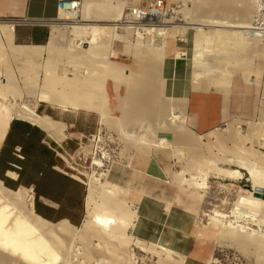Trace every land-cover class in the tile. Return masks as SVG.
Masks as SVG:
<instances>
[{"label":"bare ground","instance_id":"bare-ground-1","mask_svg":"<svg viewBox=\"0 0 264 264\" xmlns=\"http://www.w3.org/2000/svg\"><path fill=\"white\" fill-rule=\"evenodd\" d=\"M220 1L221 5H223L222 1L224 0ZM220 1H205L208 7H212L211 10L206 8L208 12L205 9L206 15L201 19L188 17L189 19L185 23L186 26H182L183 30L191 29V26L215 27L212 32L205 30L206 28L192 27L196 32L204 33L202 34L204 38L203 36L202 38L204 39V43H206V47L220 39L218 34H223V38L221 37V39L232 41L233 44H238L244 48H249V46L252 48L258 47L261 41L249 36L247 32L252 13H250L246 5L248 6L249 4V8H251L252 1L242 0L241 4L242 6L245 5L246 9L241 8L238 11L236 19L230 16L234 12L232 7H230L233 10L231 12L226 9H218ZM227 1L225 0V2ZM127 7H130L127 0H86V7L83 8V14L85 13L84 19L80 21L75 20V15L78 12L67 14L61 12L57 20L48 23L51 25V34L49 40L44 45L15 44L13 41L14 25L0 22V65H5L3 62L8 63L11 59H15L17 65L19 62H25L26 65L33 63L30 67L24 65L25 67L20 68L19 72H21L22 76L26 77L23 81L24 86L21 88L16 77L12 76L10 79L7 77L8 73L6 74L0 70V110L5 113L0 121V139L2 140L5 137L11 123L15 119L27 121L41 128L51 138L65 136V127L62 126L60 121L55 120L48 114L42 115L38 113L40 103L59 107L65 111L69 108L94 111L99 114L103 122L109 121L118 124L120 128L118 129L119 131L121 130L120 133L122 135L131 131L133 134L129 136L128 141L134 148L152 149L153 144L151 142L146 143L148 141V134L146 135V133L150 132L151 121H154L158 127H167L172 134L174 133V140L180 142V144L181 142L186 143L188 147L192 148L194 152H191L193 156L191 161L189 160V166L192 171H199L198 174L200 176L204 174L202 178H205L208 174V170L206 172V169L210 168V165L216 166L215 159L221 160L223 156L220 157L217 154L219 158L218 156L215 157L216 154L213 152L214 155L209 147L207 153L210 152L214 155V159L212 155L210 157L202 156V153H199V149L203 150L200 148L203 146L202 142H200V139L192 136L184 127L186 119L185 97L174 98L176 99V104L172 107L169 104L171 101L167 103L160 96V86L163 83H160V78L157 80L156 76L163 73L161 70L164 61L166 62L169 55L168 42L163 40L158 45L152 46V44H146V46L138 48V56L140 58H144L145 56L148 62L143 58L140 60L141 64H145L141 65L144 68L143 73L138 75L137 79L135 78L129 82L124 83V76L122 77L123 67L111 59L106 61L108 57L113 58L118 55L116 51L111 49V46L113 41H123V38H125L117 33V30L120 28L131 29L136 27L132 24L138 25V31H135V35L139 38H142L143 32L148 35H154L156 32L164 33L165 31H169V35L173 36L174 32L180 28V25L176 24L175 21L164 20L167 17L168 9L158 10L152 8L150 5L148 8H140L137 5L131 6V8L137 9L138 7V10H135V12L132 10L131 14H127ZM212 13H216L217 16H213ZM65 16H71V20H65ZM62 27L70 35V42L65 47L57 46L63 34L61 32ZM197 36L201 37V35ZM194 41L196 42L194 46V51L196 52L193 55V66L195 65V67L199 68L201 65L204 68V72L207 73H204V77L207 79L198 82V85H195L193 89H201L207 85L208 87H223L227 89L230 86L228 84L231 82L232 71L228 69L227 71L224 70L225 67L223 69V66H219L216 61L202 62L201 58H204L203 55L208 50L207 48H199L203 40L200 41L196 38ZM256 41L259 43H256ZM254 44L257 45L254 46ZM259 50L257 51L260 52ZM41 60L44 62L43 69L40 67L43 64H40ZM35 61H39V67L38 63L34 64ZM83 68L85 70H82ZM18 69L17 67L15 71H18ZM11 70L13 69L11 68ZM201 71L200 73H202ZM33 73L34 75L36 74V78H34L36 81L33 80ZM200 73L196 74L194 72L193 76L196 80L197 76L199 78ZM217 73H219L218 77L216 76ZM39 75L41 79H38ZM3 76L7 77L6 80L1 79ZM156 80L157 82H155ZM208 80L211 83L208 84ZM109 83L113 84L112 89L119 100V109H122L121 113H123V117L114 118L111 113L109 107ZM123 87L125 90L122 94ZM5 89H8L6 91L12 96L10 97L12 101H9V94ZM21 89L29 97H33V106L24 102ZM19 100H21L20 103ZM145 121H150V124L149 122L148 125L146 124V133L144 136L137 137V135L143 132L142 126H145ZM163 129L159 130L165 131ZM232 131L229 127H223L213 133L219 143L221 142L220 144L226 145V143H223L225 139L228 142L230 141L228 139L232 141L235 139L234 142H231L233 144L236 141L237 134H234ZM221 132H227L228 137L223 138ZM240 139L244 140V137ZM161 142L165 145L168 144H166L167 138ZM177 142L175 144H178ZM228 144L227 146H230ZM235 144L233 147L231 145L228 150L225 149V145L224 147L221 145V147L225 149V154L229 150L233 152L235 149L239 153L247 152L248 148L246 150L244 147H241L243 146L242 144L241 146L237 144L236 146ZM211 147L213 146L211 145ZM233 148L235 149L233 150ZM224 149L219 150L223 155H225L223 153ZM250 150L252 151V149ZM254 151L256 152L257 150ZM58 155L66 159L63 154L58 153ZM234 156L237 160L240 157L235 155V153L232 157ZM243 157L241 155V159H239L241 160L240 167L248 173L253 188L251 192L249 191V196L239 199L236 205H244L257 216L258 212L264 211V161H260L258 164L254 162L248 164V162H244L248 157L245 156V159ZM230 158L229 160L225 159L229 162L236 160H230ZM95 165L99 168L104 167V163L101 160L95 161ZM204 167L206 168L204 169ZM214 169L217 168L214 167ZM218 171L227 177L235 179L243 178V173L238 169H220ZM102 176V172L91 176L85 196L86 216L80 228L74 226L68 219H62L55 223L45 219L36 213L33 201L28 202V195L32 193L33 189L20 186L17 190H12L0 179V264H137L132 247H145V245L129 233L133 226L132 223L136 220L135 211L129 205L127 199L118 193L120 191L119 186L111 184L113 187L108 189L106 181L102 180ZM11 177L16 178L17 175L11 174ZM215 212L216 215L212 217L214 220H217V217L228 219L235 215L234 210L232 211L233 216H226L217 211ZM249 223L260 226L261 223H264V214L259 215L258 219H249ZM228 224L229 227L237 232L235 240L237 243L242 245V247L254 245L261 253L262 257L260 258H264V239H260L258 236L255 237L256 230L254 231L252 228L250 230L242 225L232 226L233 222L231 220H228ZM175 254L167 250L165 260H180ZM159 256L160 259L158 260L161 263L163 260L161 259V252Z\"/></svg>","mask_w":264,"mask_h":264},{"label":"rangeland","instance_id":"rangeland-1","mask_svg":"<svg viewBox=\"0 0 264 264\" xmlns=\"http://www.w3.org/2000/svg\"><path fill=\"white\" fill-rule=\"evenodd\" d=\"M152 1L154 0H129L128 6L138 5L147 8ZM155 1H162L165 6L173 9L174 12H171L167 17H165L164 20H173L176 24L180 25V28L174 32L175 36L169 35V31H165L164 33L156 32L154 33V35H148L143 32L142 38H139L137 35H135V31H138V25L132 24L136 27H133L131 29H127L125 27L120 28L117 30V33L125 38H123V41H113L111 46V49L116 51L118 55L117 57L113 58L108 57L109 59L107 58L106 61L111 59L113 60V62H116L118 65L123 67L122 77L124 76V83L132 81L135 78L137 79L138 75L142 74L144 70L143 66H141L144 63L141 64L142 62L140 61L143 57L140 58L138 56V48L141 46H146V44H152V46L158 45L163 40H166L168 42L167 45L169 56H172V58L180 59V62H183L185 66L188 65L187 67L189 72L187 71L188 76L186 78V81L188 82V94L185 97V99L187 100L185 104L186 119L184 122V127L186 131L191 133L192 136L200 139V142H202L201 144L203 146L201 145L202 147L200 148L203 150L199 149V153H202V156L204 155L210 157L212 154L210 152L207 153V149L209 147V149H211V152H214L216 154L215 157L219 155L220 157H225L227 160H229L230 157V160H237L235 156L232 157V155L235 153V155L240 156L238 160L241 159V155L244 156V159L245 156L248 157L247 160H244L242 158V160H244V162H248V164H251L253 162L258 164V162L264 161V92L262 91L260 84L262 66L264 61V44L260 42V44L262 43V45L258 44V47L256 46L257 44H254V46H256L257 48H252L251 46H249V48H244L238 44H233V42L229 41L228 39L227 40L229 42L221 39L223 34H218V36H220V39L216 40V42L214 43L210 42L212 44L207 45L208 47H206V43H204L203 39L204 35H202L204 33L196 32L194 28H206L205 30L212 32L215 27L191 26V29L183 30L182 26H186L185 23L190 17H195L196 19L203 18V16L206 15V8L211 10L212 7H208L206 5L207 0H205L206 2L204 0ZM219 3L221 5V1ZM241 3L242 0H229L227 2H225L224 0L222 1L223 5H218V9H226L231 12L232 9L230 7H232L234 12H237H232L233 14L231 13L230 15L234 19L237 18L236 16L238 15V11L241 8L246 9L247 7V9L250 10V13H252V2L250 3L251 8H249V4L245 7V5L242 6ZM81 4V11L78 12L77 15H75V20L77 21L84 19L85 16V13L83 14V8L86 7V0H81ZM206 11L208 12L207 9ZM212 15L217 16L216 13H212ZM64 19L71 20V16H65ZM44 29L46 32V38L42 43H38L35 40L27 44H17H46L51 34V25H46ZM61 32L63 34L61 36L60 43L57 46L65 47L70 42V35H68L65 28L61 29ZM197 35H201V37ZM196 38H198L200 41L203 40L201 42L202 44L200 43L201 47L199 48H207L208 50L205 55H203L204 58H201L202 62L208 63L216 61L219 66H223V69L225 67L224 70L227 71L228 69L232 71L230 80L231 82L228 84L230 86H228L227 89L214 88L212 86L208 87L207 85L206 87H203L204 89L201 88L198 91L192 90L195 85H198V82H202V80L207 79L204 77V73L206 72H204V68L201 67V65L199 66V68L195 67V65L193 66V55H195L194 52H196L194 51V46L196 45V42L194 40H196ZM257 42L258 41H256V43ZM257 50H259L260 52H258ZM175 51H177V53H175ZM145 58L146 57L144 56L143 59ZM145 60L147 61V59ZM13 61H15V59H11V61L9 60L8 63L3 62V64L5 65L1 64L0 70L5 72L6 74L8 73L7 77L9 78L12 76L14 78L16 77L19 82V87L21 88L24 86L23 81L26 77L22 76L21 72L19 71L20 68L25 67L24 65H26V63L18 61L19 63L17 65V62ZM59 62L58 64L61 66ZM36 63L39 64V61H35L34 64ZM29 64L26 66L30 67L33 63ZM40 64L42 65L40 66ZM40 64L38 65V67L40 66L42 67L41 69H43L44 62L42 61ZM59 65L58 67H60ZM7 66L8 68H10L9 70ZM17 67L19 68L18 71H15L17 70ZM11 68L13 70H11ZM82 70L85 69L83 68ZM161 71L163 73L159 76H156L157 80H159L160 78L159 82L163 83L160 86V96L162 99L166 100L167 103L171 101L169 104L173 107L176 104L177 97L171 95L168 91V88L165 87L164 77L166 76V74L164 75V65ZM200 71L202 73H200ZM108 72H110V70H108ZM194 72H196V74L200 73V76H202H199V78L197 76L196 80L193 76ZM9 74L11 75L9 76ZM216 76L218 77L219 73H217ZM7 77L3 76L1 77V79L6 80ZM32 77L34 80V78H36V74L34 75L33 73ZM39 77L38 79H41L40 75ZM157 80L155 82H157ZM203 82L205 83V81ZM207 83L209 84L211 82L208 80ZM112 86L113 84L109 83V107L111 113L114 118H119L121 116L123 117V113H121L122 109H119V100L113 92ZM6 90L8 91V89H5V91ZM124 90L125 89L123 87L122 94L124 93ZM21 91L23 92L24 102L33 106V97H29L23 89H21ZM7 93L9 94V92ZM10 97L12 96L9 94L8 99L9 101H12ZM20 102L21 100H19V103ZM47 112L51 113L52 117L60 122H62V120L63 122L74 120L75 118L79 120L78 126L62 124V126L65 127L64 134L66 137L62 135L61 137H55L53 139L60 143V145H62L63 148L67 150L72 157H66L65 159L58 154H55L58 161L59 170H61L69 177H74L73 179L81 182L86 188V194L88 184L93 174L102 172V180L104 182L106 181V187L110 189L113 187L112 185H117L110 182L108 179L109 170L112 165H123L130 163L137 153L139 159L144 158V156L139 151H144L147 154L152 153V157L156 161L155 165H157L158 168L157 174L159 176V179H149V181L144 180V182L147 184L145 188L158 190L159 194H161L165 202H167L165 210L168 213L167 216L165 215L164 217H158L157 214H155V216L152 217L153 222H158L159 225H165V232L163 233V239L161 242L157 243L144 241L137 238L133 234V228L138 219L139 206L137 213V206L135 204L136 199L134 198V194L132 193V191L127 187L117 185L120 188V191L118 193L122 194L127 199L129 205L135 211L136 220L132 223L133 226L131 227L129 233L130 235H133L138 241L144 243L146 247H132L137 264H264V258H260L262 257L261 253L254 245L243 246L245 248L247 247L245 249L242 247V245L235 241L237 232L229 227L228 224V220H231L233 222L232 226L242 225L250 230L254 229V231L256 230L255 237L258 236L260 239H264V223H261L262 226H259L258 224L251 225L249 223V219H258V216L264 214V211L261 210L257 213V216H255L253 214V211H251L244 205H236L239 199L249 196V191L251 192L253 188V184L249 180L248 173L240 167L241 160H239L240 162L238 160L229 162L223 157H221V160L216 158V166L210 165L211 167L209 166L210 168L206 169V172L208 170L207 176L205 178H202L204 174H201L202 176H200L198 174L199 171H192L189 166V162L191 161L193 156L191 152H194L192 148H190V146L188 147L186 143L181 142L180 144V142L174 140V133L172 134V132H170L167 127H162L165 131L159 130L162 128L158 127L154 121H151L152 124H150V121H145V126H142L143 132L140 135H137V137L145 135V130L147 129L146 124L148 125L149 122V124L151 125V130L150 132L148 131V133H146V135L148 134V141L146 143L151 142L153 146L151 150H147L145 148L141 149L132 147L128 141L129 136L133 134L131 131H126L128 133L122 135L120 133L121 130L119 131L120 128L118 127V124L109 121L103 122L100 119L99 114L94 111L74 110L72 108H69L65 111L59 107L40 103L38 113L46 115ZM4 114L5 113L0 110V121L2 120ZM223 127H229L231 128V131L234 129L232 132L234 134H237L236 141H238H235V143L238 146H241L242 144L243 146L241 147H244L246 150L248 148L247 152L245 151L246 155L245 152L239 153L236 151L235 148L237 145L235 143L234 144L236 146L235 148H233V150L235 149V151L230 152L229 150L230 153L227 152V154H225V149L228 150L231 145V147L234 146V144L231 142H234L235 139L233 141L231 139H228L230 140L229 142L225 139L226 142L224 141L223 143H226V145L224 144L226 148L224 149V145L220 144L221 142L219 143L218 139H216L213 133ZM221 134L223 138L228 137L227 132H221ZM242 137H244V140L240 139ZM166 138V144L168 143L167 145L161 142ZM244 141H246V143L243 144ZM176 142L178 144H175ZM227 143H229L228 145L230 146H227ZM211 145L213 147H211ZM217 145L219 146L218 148ZM221 145L223 147H221ZM51 147H53L52 144ZM220 148L224 149L223 153L225 155L221 154L222 152L220 153L219 150H222ZM250 149H252V151ZM254 150L257 151L255 152ZM214 155H212L213 159L215 158ZM256 158L258 159V161ZM97 160H101L104 163V167L99 168L98 166H96L95 161ZM217 160L219 161V163H217ZM212 166H214L218 170L238 169L243 173V178L235 179L233 177H227L222 173L220 174L217 169H214V167L213 170ZM206 167H204V169ZM31 194L32 196H30ZM31 194L28 195V202L33 201L35 208L34 190H32ZM139 196L140 195L138 194V201ZM214 210L226 216H233L232 211L234 210L235 215L234 217H230L228 219H221V217H217V220H214L212 219V217L216 215V212ZM83 216V220L79 226H76L74 224L73 225L77 228H80L85 219L86 210L83 212ZM164 249L166 252L167 250H170L176 253V257H179L178 259L180 260H165L166 252L164 251ZM160 252L162 255L161 259H163L161 263L158 260L160 259ZM182 259L184 260L183 262Z\"/></svg>","mask_w":264,"mask_h":264},{"label":"crops","instance_id":"crops-1","mask_svg":"<svg viewBox=\"0 0 264 264\" xmlns=\"http://www.w3.org/2000/svg\"><path fill=\"white\" fill-rule=\"evenodd\" d=\"M59 1L60 0H0V22L11 23L14 25L13 41L15 44H27L35 40L39 41V43H42L46 38V32L44 29L45 25L34 22L52 21L57 19L59 16ZM127 3H129V0H127ZM175 53H177V51H175ZM180 61V59L172 58V56L168 55V58L164 64V75L166 74L164 77L165 87L168 88L169 93L173 96L186 97L188 94V82L186 81V78L188 76L189 70L187 65L185 66V64ZM193 90L198 91L200 89ZM47 114L52 117L51 113L47 112ZM15 120L24 121L21 119ZM61 123L70 126H78L79 120L76 118L66 122H63L62 120ZM12 125L13 122L11 123L5 137L2 140L0 139V177L8 179L12 184H15V182L19 179V173L16 168H22L18 161L24 159V156L21 152V146L17 142L19 134L23 132V129L17 125L11 133ZM42 131L45 133V138L42 140V144H45L49 147L52 144L54 146L52 148L56 149L58 147L57 145H60V143H57L56 145L57 141L51 138L47 132L44 130ZM26 139L27 134L24 138V142ZM139 152L144 156V158L140 157L141 159H139L137 153L130 163L123 165H112L109 170L108 179L112 183L129 188L134 194V198L136 199L135 204L137 206V213L139 206V214L133 228V234L141 240L159 243L163 239L165 225H159L158 222H153L152 217L155 216V214H157L158 217H164L165 215L167 216L168 213L165 211L167 202H165L163 196L159 194L158 190L145 188L147 184L144 182V180L149 181V179H159L157 174L158 168L157 165H155L156 161L153 159L152 153L147 154L144 151ZM30 166L31 162H29L27 167H25L23 170V182H29L30 186L27 188L34 190V183L35 181L38 182L39 176L35 175V178H27V175L31 174ZM58 166L59 165L56 158V166L53 167V170L63 174V172L59 170ZM11 174H16L17 177H11ZM57 180L61 182V177L59 178L58 175H54L53 183L56 184ZM138 194L140 195L139 201ZM39 201L46 207L54 209L53 211L45 208L44 211L49 214V216L55 218L60 207L59 204L43 196L40 197ZM71 213L76 219L79 220L83 212L77 210V208H74Z\"/></svg>","mask_w":264,"mask_h":264},{"label":"trees","instance_id":"trees-1","mask_svg":"<svg viewBox=\"0 0 264 264\" xmlns=\"http://www.w3.org/2000/svg\"><path fill=\"white\" fill-rule=\"evenodd\" d=\"M37 42L39 43V41ZM17 125L23 129V132L19 134L17 141L21 146V152L24 156V159L18 161L22 168H16L19 173V179L15 184H12L8 179L1 177L0 179L7 187L13 190H16L20 186L29 187V182H23V170L27 167V164L31 162V174L27 175V178H35V175L39 176L38 182L35 181L34 183L36 213L53 222H57L61 219H68L72 224L79 226L84 217L83 213L78 220L71 212L74 208L84 212V198L86 195L85 186L68 175L64 173L60 174L53 170V167L56 166V153L51 146L49 147L42 144V140L45 138V133L39 127L24 121L15 120L13 121L11 133ZM26 134L27 139L24 142ZM54 175H58L59 178L61 177V182L57 180L56 184H54ZM41 196L59 204L60 207L55 218L49 216V214L44 211L45 208L48 207L40 203L39 199ZM48 209L54 211L52 208Z\"/></svg>","mask_w":264,"mask_h":264},{"label":"built area","instance_id":"built-area-1","mask_svg":"<svg viewBox=\"0 0 264 264\" xmlns=\"http://www.w3.org/2000/svg\"><path fill=\"white\" fill-rule=\"evenodd\" d=\"M152 8L158 9V10H165L168 9L167 16L173 11V9H170V7L165 6L162 1H152L149 4ZM149 7V6H148ZM147 7V8H148ZM81 8V1H65V0H60L58 4V9H59V15L61 12L63 13H75L79 12ZM140 8H145L141 7ZM252 18L250 21V25L247 29L248 35L259 39L263 44H264V0H252ZM135 12V10H138L136 8H131L127 7L126 8V13L131 14ZM59 18V16H58ZM57 18V19H58ZM55 19V20H57ZM55 20L52 21H35L34 23H38L41 25H48L49 22H54ZM260 84L262 91L264 92V61H263V66H262V73H261V78H260ZM58 149H53L56 155L61 152L65 157L72 158L71 154L63 148L62 145H58ZM20 150V149H19ZM60 150V152H59Z\"/></svg>","mask_w":264,"mask_h":264}]
</instances>
